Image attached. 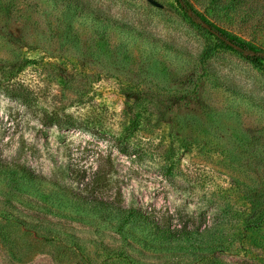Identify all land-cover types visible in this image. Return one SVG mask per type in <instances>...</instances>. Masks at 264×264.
I'll return each mask as SVG.
<instances>
[{
	"label": "rangeland",
	"instance_id": "1",
	"mask_svg": "<svg viewBox=\"0 0 264 264\" xmlns=\"http://www.w3.org/2000/svg\"><path fill=\"white\" fill-rule=\"evenodd\" d=\"M154 1L0 0V264H264V0Z\"/></svg>",
	"mask_w": 264,
	"mask_h": 264
},
{
	"label": "trees",
	"instance_id": "2",
	"mask_svg": "<svg viewBox=\"0 0 264 264\" xmlns=\"http://www.w3.org/2000/svg\"><path fill=\"white\" fill-rule=\"evenodd\" d=\"M179 6L181 10H187L185 0H179ZM204 25L205 27H200V29L205 33H209L210 35L215 34L216 38L218 39L216 41L220 47L226 46L227 48H230L227 45H231L242 52H255V49L253 47L246 45L245 43L239 41V39L232 37L224 31L218 29L215 30L211 25L207 23ZM249 60L254 67L262 68V65L259 62L260 59L252 57ZM46 120H48L50 124L56 125L61 129L73 128L75 126L73 125V123H67L64 125L59 119L52 116H46ZM8 168V165L4 161L0 160V171H5ZM22 172L27 174V171L25 170ZM72 196L77 200L94 203L100 206L102 209L112 208L117 212L119 216L120 227H123L129 222H139L142 224L144 230H149L148 232H150L151 235L156 238H160L165 242L183 240L186 243H190L195 240V237L198 236L199 233H201L194 225H191L190 227L184 225L180 228L172 227V225H170V222L164 218L153 220L149 216H144L142 213L132 208H122L118 204L108 203L106 201H103L102 198L92 196L91 193L86 195L73 194Z\"/></svg>",
	"mask_w": 264,
	"mask_h": 264
},
{
	"label": "water",
	"instance_id": "3",
	"mask_svg": "<svg viewBox=\"0 0 264 264\" xmlns=\"http://www.w3.org/2000/svg\"><path fill=\"white\" fill-rule=\"evenodd\" d=\"M147 2L151 4L152 6H155L157 8H162V6L154 0H147Z\"/></svg>",
	"mask_w": 264,
	"mask_h": 264
}]
</instances>
